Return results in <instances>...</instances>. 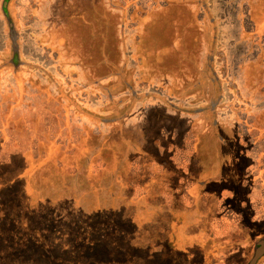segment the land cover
<instances>
[{"label":"rangeland","instance_id":"1","mask_svg":"<svg viewBox=\"0 0 264 264\" xmlns=\"http://www.w3.org/2000/svg\"><path fill=\"white\" fill-rule=\"evenodd\" d=\"M58 1L57 9L62 14L57 13L58 21L47 27L53 30V40L59 37V43L48 45L50 50L58 47L55 54L60 56L61 66L77 68V77L54 75L59 71L54 53L25 47L24 60L32 58L39 64L26 66L23 74L9 70L5 80L0 81V129H8V149L15 150L18 145L14 144L19 142L20 149L29 150L39 159L48 148H54V153L43 159L57 172V180L49 179L52 206L45 207L51 213H42L44 220L54 223L59 217H68L64 206L70 195L79 199L74 207L84 217L79 222V235L69 232L64 236H88L87 224L97 223L99 216L100 222L107 219V226L98 223L91 236H111L107 231L115 222L123 223L113 236H128L130 249L111 251L107 260L110 264H215L216 260L219 264L223 260L225 264H244L241 254L217 257L215 240L204 235L214 226L215 217H226L237 200L228 202L220 193V182H226L225 172L205 173L206 180L199 184L195 175L203 174L204 161L218 167L233 150L230 141L235 137L257 164L263 163L257 158L264 153V0H116L126 14L120 27L113 16L106 14L105 28L101 10H108L106 0ZM78 66L90 79L80 73ZM152 104L158 106L150 108ZM171 105L200 117L208 106L213 107L214 112L206 118L211 128L191 126L192 133L187 135L188 131L181 129L187 120L173 116L164 120ZM4 115L14 117L9 125ZM218 121L229 127L223 130L224 125ZM213 124L215 138L220 141L213 137ZM173 130L175 138L170 136ZM82 131H88L89 143L81 147L68 143L67 138L72 134L77 138ZM35 132L37 139L33 138ZM197 132L200 138L195 137ZM181 139L189 150L182 148ZM193 142L197 143L194 148L199 156L184 171L181 158L190 152ZM76 148L79 152L74 159ZM178 149L182 153L177 154ZM135 157L143 162L146 159L159 171L150 179L145 162L146 170L133 177L132 184L131 180L126 184L118 176L124 177L129 170L126 159ZM13 159L17 169L23 166L19 158ZM80 159L85 165H76ZM91 162L94 164L89 168ZM246 164L251 160L239 163L242 175ZM261 164L259 169L264 168ZM13 165L0 166V171H12ZM64 165L67 171L59 173ZM112 170L118 174H112ZM261 174L264 180V172ZM2 175L0 256L5 262V256L23 251V235L12 222H22L18 214L25 209L42 210L40 205L48 198L42 195L40 184L44 178L39 171L34 173L37 180L31 187L42 194L33 197L28 193L30 206L17 202L25 200L26 195H20L14 182ZM151 181L155 182L149 189ZM194 183L201 195L213 196L210 201L205 198L200 202L196 195L197 206L183 207L188 187ZM137 187L144 190L138 191ZM38 197L39 201H33ZM260 197L245 217L250 221L258 218L256 230L263 233L264 194ZM67 222L71 225V218ZM245 222L253 228L247 219ZM230 231L232 236L228 237L235 238L231 248L252 243L253 235L244 236L242 227L233 225ZM59 233L60 228H55L52 236ZM252 247L248 245V249Z\"/></svg>","mask_w":264,"mask_h":264},{"label":"crops","instance_id":"2","mask_svg":"<svg viewBox=\"0 0 264 264\" xmlns=\"http://www.w3.org/2000/svg\"><path fill=\"white\" fill-rule=\"evenodd\" d=\"M120 1L121 0H119V2ZM106 2H107L108 10H104V9L101 10L103 13L102 28H105L108 26L105 22L106 14L113 16L116 20V24L120 27L121 22H122L121 18H122V16L123 17L125 16L126 10H122L120 5L116 2V0H106ZM59 6H60V3L58 0H0V81L5 80L4 76L7 74V72L9 70L15 71V75H17V73L23 74V71H24L23 68H25L26 66L27 67L34 66V65L37 66V64H39L38 61H36L32 58H28L26 61L24 60L22 49H24L25 47H31L35 50H38L39 52L42 50L43 51L47 50V52L55 54V50H57L58 47H56V49L50 50L48 44L54 43L56 45L57 43H59V41H58L59 37H56L55 40H53V36H52L53 30L52 29L50 30L47 26L50 24V22L58 21L57 18L59 17V15L62 14L59 11V9H57ZM57 11H59V12H57ZM57 13L59 15H57ZM128 16H129V18H131V16L129 14H128ZM59 57L60 56L58 54H55V59L57 61H55L54 64L58 66L57 69L59 71L54 72L55 73L54 75L58 76L59 74L62 73V74L66 75L68 77H71L73 79L76 78L77 76H75V74L78 75L77 68L74 69V67L72 65L64 68V65L61 66V64L59 62ZM78 69L81 71L80 73H83L84 75L87 74V73H85V70L81 69L79 66H78ZM22 74H21V76H22ZM22 77L24 78V76H22ZM86 77L88 79H90L87 75H86ZM112 79H114V78L112 77ZM157 106L158 105L152 104L150 106V108L157 107ZM178 107H180V106L171 105V108L170 107L168 108V111H167L168 113H166V115H164V120L167 118L169 119L170 116L178 117V119L183 120V121L187 120V122H185V124H186L184 126L185 128H181V129H184V131H186V130L188 131L187 135L189 133H192L191 132L192 127L195 129L200 125H204V126L208 125L211 128V125L209 124L210 120L206 119L207 115L209 113H211V111H209V109H210L209 106L207 108L208 110L206 112L204 111L205 113L203 115H201V117H200V115L197 116L195 114L184 113V112H182L183 111L182 109H180V108L176 109ZM184 109H187V108H184ZM136 118L140 119V117H136ZM221 123L222 122L218 121L219 125ZM223 125H224L222 128L223 130L225 128L229 127L226 124H223ZM212 128L215 131L216 127H214V124L212 125ZM82 132L79 135L78 139L75 141H73V138H70V139L67 138L68 143L75 142V144H78V146L80 145L79 147H81L85 143L87 144L88 140L86 137L88 136V131H84V133H82ZM215 134H216V131L213 133L214 139H216ZM170 136L172 138L177 137V135L175 134V130H173V132L170 134ZM185 137H183V138H185ZM195 137L200 138L198 132L196 133ZM182 139L180 140L182 148H186L187 150H189L187 148L188 145L185 146L183 143L184 140H182ZM216 140H219V139H216ZM9 143H10V140L5 136L2 140H0V146H1V149H0V166L10 168L14 164L13 167L11 168V170H14V174H12L13 171H7V173L2 175L1 178H5V179L10 180V181H13L17 178H21V180L24 181V185L26 187L27 186L25 184L26 179L24 178V176L28 177V173L30 171L29 168H30V166H32V165H30L31 164L30 161H33V160L40 161V160L44 159L47 156V153L48 154L54 153V151H53L54 148L53 149L48 148L49 150H47L45 152V155H43V157L40 156V158L38 159V158L34 157L32 154H30L29 150L20 149L21 144L19 142H16L14 144V145H18V146H16V149L13 151H10L8 149ZM50 143H52L51 140L49 141V144ZM157 143H159V142H157ZM230 144H231V146H235V144H238V141L234 139V141H230ZM190 146L192 147V149L190 150L189 153H192V154H189V153L183 154L184 157L181 158V161H183V164L180 166H181V169H184V171L187 167L194 165V160L199 156L197 151L194 148L197 146V143L193 142V144ZM76 149L77 150H76L74 159H76V155L79 152V148H76ZM233 150H234V148H233ZM233 150L230 151V153H228V155L225 156V159L222 162H220V163L218 162L220 164L218 167H214L213 166L214 164H211V166L208 165V162H209L208 160L202 162L203 174L202 173L196 174L195 175L196 176L195 181H196V183L199 184L200 180H206L203 177V175L205 173H212V171L214 172V170L218 173H219V171H224L225 172L224 175H226L225 176L226 182H225V184H224V181L220 182V184H219L220 193L222 194V196L224 197L225 200H228V202L232 201L234 199H237L236 201H234V204H236V202L238 201V198H239V194L241 193V192H238L239 191L238 186H240V184L242 183L243 177H240V175H238V173L236 172V166H237L238 161L235 158V157H237V154L235 155V152ZM177 151H178L177 154L182 153L181 149H178ZM28 152H29V154H28ZM175 155L176 154H174V156ZM185 155H186V157H185ZM13 158H19L20 160L24 161V164H25L24 168H22L23 167L22 166L21 168L17 169L15 167V163H14L15 159H13ZM93 158H94V156H93ZM82 159H80L79 161H81ZM205 159L206 158H204L203 160H205ZM177 160L179 161L180 158H177ZM126 161L129 162L127 165L128 166L127 169H129L128 172L125 173L124 177L121 175L118 176L120 179H123L122 180L123 182H125V183L127 182L126 184H128L129 180H131L130 184H132L133 183V181H132L133 177L138 175L140 172H143L146 170L147 167L144 166V165H146L145 162H147V165H148V172H149V175L151 176L150 179L152 178V176L156 175L159 171L157 166H152V164L149 161H147L146 159L144 160L145 162H143V160L140 157H138V158H136V157L135 158H127ZM138 161H139V163H137ZM169 161L172 162V160H169ZM114 173H117L116 170H112V174H114ZM249 173H251V170H248V176H249ZM166 174L168 176L167 172H166ZM152 182H155V181L150 182L149 189L151 187ZM196 183H194L191 187H188V191H187L188 196L185 197V198H187V200L184 202L183 207L191 206L193 204H194V206H197L198 204L196 203V199H195L196 195H199L198 201H200V202H202L203 199H205V198H208V201L211 200V197L213 195H210V194L209 195L204 194V196H203V194L201 195V193L197 191ZM257 183L258 182H257L256 176H253L250 179V187H248V190H246V192H245V198H247V201H249L248 202V208H252L253 206H255V204H257L256 197H257L258 191H259V188L257 187V185H259V184H257ZM246 185H245V187H246ZM141 189L143 191L144 187H142ZM141 189L137 187L138 191H141ZM26 190H27V188H26ZM132 190H134L133 186H132ZM165 191L167 194L168 190L166 188H165ZM215 194H216V192H215ZM263 194H264V190L262 192V195ZM214 199H216V196L214 197ZM219 199H221V198H219ZM263 199H264V197H263ZM166 200L169 201V197H167ZM84 201H85V196L82 195L81 196V202L84 204ZM216 201L221 203L220 200H218V199H216ZM105 204H108V201ZM90 205H93V204H90ZM222 206H223V204L221 205V207ZM232 206H234V205L233 204L230 205L229 210L230 209L231 210L228 212L226 217L225 216L223 218H221L222 216H219L220 218L215 217L214 222H213L214 226H211L209 228L208 232L205 233L204 235L213 237L216 244L221 248V249H215L214 250V253H216L215 255H217V257L223 258L224 256L225 257H228V256L231 257L234 255L241 254L240 258L242 261L244 260V264H251V263H253V261L255 262L257 255L258 256H259V254L264 255V249L262 250L263 245H264V238L262 236H253L251 244L247 243L246 245H242L241 247L231 248L230 243L234 242L235 238L219 235V233L220 234L223 233L222 229L224 232H226L225 228H224L225 226H230V225L238 226V224H239V221L237 220L238 219L237 211L233 210ZM187 209H189V208H187ZM253 210H254V208H253ZM228 215H230V216H228ZM254 222H257V221L254 220ZM217 231H218V233H217ZM246 238H248V237H246ZM248 245L253 246L252 248H249L252 251L248 249ZM257 246H259V248H257ZM245 249L247 250V252H245L246 251ZM248 251L253 252L254 255L253 256L249 255ZM242 255H243V257H242ZM210 259H211V257H210ZM257 259H258V257H257ZM214 262H215V264H219L217 260ZM226 262H227L226 260L225 261L223 260V262L220 264H225ZM257 264H264V256L260 257Z\"/></svg>","mask_w":264,"mask_h":264},{"label":"trees","instance_id":"3","mask_svg":"<svg viewBox=\"0 0 264 264\" xmlns=\"http://www.w3.org/2000/svg\"><path fill=\"white\" fill-rule=\"evenodd\" d=\"M20 161L24 166V161ZM30 163L32 166L29 168L30 171L26 179L25 184L27 186L25 187L21 178L13 180L15 189L21 191L19 194L26 195L25 200L17 202H23V206H30L32 198L27 196L28 193L33 197H36L39 193L42 194V192H38L39 190H37L36 187H31L33 183L36 182L35 180H37V176L34 175L36 171H39L40 176L44 178L40 186L43 190L42 195L48 199L43 201V204L40 205L42 210L37 211L38 209L33 208L25 209L22 215L18 214L19 217L22 218V222L16 220L12 222V225L23 235V251L10 253L8 256H5L7 258L5 262H1L2 257L0 256V264H110L107 260H110L108 257L110 255L108 254L111 251L116 252L122 248L130 249L128 236H113L116 234L115 231H118V228L122 227L121 224L123 223L115 222L112 230L107 231V235L110 234L111 236H91L93 233H96L98 223L100 227L107 226V223H104L107 220L105 217L103 219L104 222H100L101 216L97 217V223L87 224L88 236H64L68 235L69 232L79 235L81 232L79 229V222L84 217V213L77 211L74 207L77 202H79V199L71 197L70 195H68L67 198V205L64 206L67 208L68 217H59L54 223H51L48 219L44 220L42 213H51V209L45 210V207L51 208L52 206V204H50V194L48 193L51 187L49 179L50 177H56L57 180V172L51 170L52 163H49L46 159L43 161L40 160L39 162L33 160L30 161ZM78 163L84 164L83 160L76 162V165ZM92 164L94 163L91 162L88 165L89 168ZM66 169L67 167L64 165V167L60 168L58 171L61 173L62 170L67 171ZM85 169L86 167L81 170ZM12 171L14 172V170ZM0 174L4 175L6 173L1 171ZM65 182L67 181L65 180ZM14 187L10 185L11 190H14ZM75 192L77 194L80 193L77 189ZM39 197L33 198V201H39ZM9 202H11V199ZM68 203H72V206ZM68 218H71V225L74 224L73 226L68 224ZM90 219V216H88V220ZM55 228H60V233L56 236H52L54 235ZM71 228L73 229L72 231ZM15 245L18 247L16 242ZM5 257L3 258L5 259ZM114 258L116 257L114 256L112 259Z\"/></svg>","mask_w":264,"mask_h":264},{"label":"flooded vegetation","instance_id":"4","mask_svg":"<svg viewBox=\"0 0 264 264\" xmlns=\"http://www.w3.org/2000/svg\"><path fill=\"white\" fill-rule=\"evenodd\" d=\"M209 111H211V112H213V107H210L209 106ZM10 111H8V113H9ZM8 115V114H7ZM11 116V115H10ZM39 119L41 118V115L40 114H38V115H36ZM3 120L6 122V120H7V122H8V125H9V123L11 122V121H13V119H14V117L13 116H11V118L10 119H8L7 118V116H3ZM6 128V127H5ZM3 130V131H2ZM36 130L38 131V129H37V127H36ZM8 132V129H0V140H2L3 138H4V136L5 137H7L8 139H10V137L6 134ZM82 133H84V131L82 132ZM36 134V132L34 133V137L33 138H35V139H37V136L35 135ZM81 134V133H80ZM79 134V135H80ZM79 135L77 136V138L75 137V135H74V138H73V134H72V136H71V138H73L74 140L73 141H75V140H77L78 139V137H79ZM88 137H89V133H88V136L86 137L87 138V140H88ZM235 140H237L238 141V144H235V146H234V151H237L236 153H235V155L237 154V157H235L236 159H237V166H236V172L238 173V175H240V177H243L242 179V183L240 184V186H238V192H241L240 194H239V198H238V201L236 202V204H234V206H232L233 208V210H235V211H237V217H238V221H239V224H238V226H236V228H240V227H242V231H241V233H243L244 232V236H250V234H252L253 236H262L263 238H264V232L263 233H258L257 231H259V230H256V228L258 227V225L260 224V222L257 220L258 218V216H259V214H258V216L256 215V221L257 222H254V218L250 221V218L249 217H245V215H246V212H249L248 211V202L249 201H247V198H245V192H246V190H248V187H250V179L253 177V176H256V178H257V184H259V185H257V187L259 188V191H258V195H257V199H258V196H259V194H261V197H262V192H263V190H264V180H263V176H262V174L261 173H263L264 172V168L262 167L261 169H259V164H261V163H259V164H257L256 162H255V158H252V156H253V154L251 153H249V151L248 150H246L245 148H243L242 146H241V141L239 140V138L238 137H235ZM89 143V142H88ZM54 145H58V142H56V143H54ZM52 146V145H51ZM260 156H262V157H260V158H257V159H259L260 161L261 160H263V165H264V153L261 155V153L259 154ZM242 159H245V160H251V164H246V168H245V174L244 175H242V174H240V169H239V163L242 161ZM254 164H256V166H254ZM261 164V165H262ZM248 170H251V173H249V176H248ZM250 172V171H249ZM258 175V176H257ZM249 177V178H248ZM247 184V185H246ZM245 185H246V187H245ZM241 190V191H240ZM260 197V198H261ZM260 199H258V200H256V202L257 201H259ZM263 205H264V202H263ZM254 208H255V206H253ZM257 213V212H256ZM246 219L249 221V223H250V225H252L253 226V228L251 229V228H249V227H247L246 226ZM232 226L233 225H230V226H225L224 228H225V231H226V234H219L220 236H232V235H230V233H231V231H230V228H232ZM229 231V233H227ZM224 233V232H223ZM260 246V245H259ZM259 246H257V248H259ZM262 246V245H261ZM217 249H221L218 245H217ZM264 249V245H263V248H262V250ZM262 256H264V255H260L259 254V256L257 255V257H258V259H257V257H256V260H255V262L253 261V263H251V264H257V262L259 261V259H260V257H262Z\"/></svg>","mask_w":264,"mask_h":264}]
</instances>
